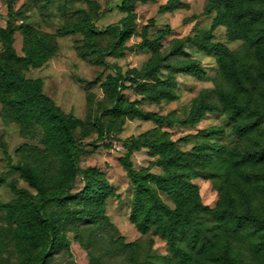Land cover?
<instances>
[{"label": "trees", "instance_id": "16d2710c", "mask_svg": "<svg viewBox=\"0 0 264 264\" xmlns=\"http://www.w3.org/2000/svg\"><path fill=\"white\" fill-rule=\"evenodd\" d=\"M40 1L49 4L52 0ZM155 1L119 0V10L125 15L116 26L108 25L105 29L95 25L99 13H96L94 2H89L91 9L82 10L78 20L65 22L55 34L23 26L21 55L13 47L15 27L11 22V6H8L7 23L0 27L3 50L0 55V104L13 114L24 133L38 124L42 131L41 143L57 161V170L50 175L27 165L9 164L33 190L13 188V197L0 203L11 225L10 235L20 249L19 264H47L54 251L67 246L66 233L71 229L70 224L83 220L106 223V200L115 194L98 169H81L78 165L83 144L75 138L74 130L80 121L71 114H64L44 93L42 81L26 78L23 69L40 67L56 53L55 35L80 34L85 49L93 51L96 40L112 29L114 39L109 53L121 54L125 41L136 33V4ZM187 7L182 0H165L158 5L157 13ZM204 13L213 14L209 27L191 36L173 39L166 56L160 54L159 40L169 35L171 28H160L156 36L149 39L147 33L154 25V18L141 27L137 47L148 50L150 56L140 69L131 68L124 73L114 70L107 75L110 118L106 124L97 117L95 123L102 136L112 132V120L116 117H139L156 125L194 126L206 113H227L236 135L247 139L255 135L254 145L246 151L207 141L183 151L165 131H157L150 138L124 141L123 164L132 183L129 220L140 233L152 231L164 239L176 264H242L236 256V242L245 236L253 253L264 260V215L251 209L238 211L234 197L238 192L240 197L248 198L244 191L246 185L264 193V139L258 137L264 128V106L256 103L252 94L264 96V0H205ZM217 26L226 27L229 41L245 42L249 50L247 58L239 61L225 43L214 40ZM185 46L214 57L219 74L227 82V87L217 93V103L201 96L193 101L184 119L174 120L168 115L144 111L137 101L123 102L122 90L136 85L143 90V98L151 102L173 100L176 82L170 76L160 78L161 68L171 74L184 73L202 79L205 71L194 58L187 56L173 63L167 61L169 55L182 54ZM222 133L221 127L209 126L196 135L207 139ZM103 145L109 147L110 143ZM142 147L156 157L154 165L160 172L150 167L133 168L129 155ZM203 172L221 181L220 197L214 206L202 204L199 188L191 181ZM161 195L167 196L172 206L164 202ZM124 246L130 250V264H140L133 244ZM89 264H98L97 258L91 256Z\"/></svg>", "mask_w": 264, "mask_h": 264}, {"label": "rangeland", "instance_id": "374dc122", "mask_svg": "<svg viewBox=\"0 0 264 264\" xmlns=\"http://www.w3.org/2000/svg\"><path fill=\"white\" fill-rule=\"evenodd\" d=\"M165 0L137 3L134 21L136 33L124 43L125 48L119 55H111L109 48L114 39L112 29L105 32L96 40L93 51L85 49L83 37L80 34L66 36L55 35L56 53L40 67L23 69L26 78H39L42 88L64 114H71L80 121L74 130L75 138L83 144L78 165L81 169L94 167L107 179L114 190V196L106 200V215L108 221L104 224L81 221L70 224L71 229L66 233L67 246L54 251L47 264H89L91 256L98 260V264H130V250L124 244L132 243L140 264H176L164 239L150 231L140 233L129 220L132 183L128 178L123 164L126 150L122 143L128 139L150 138L157 131H165L177 147L183 151L191 150L203 141L208 144L224 145L226 148L236 147L240 151L249 150L254 145L252 139L240 137L233 132V123L227 113H206L194 126L176 124L167 126L156 125L149 120L139 117H116L112 120L113 130L109 134L99 135L95 118L99 117L108 123L107 109L111 100L107 91V75L114 70L122 73L131 68L140 69L150 56L146 49H140L137 44L141 38V27L154 18V25L148 29L147 37L152 39L157 30L169 26L171 33L160 38L159 49L162 56H166L172 40L191 36L209 27L213 14L204 13L205 0H182L188 4L187 8L172 12L157 13V7ZM89 2L97 4L94 20L95 25L105 29L108 25L116 26L125 15L119 10V0H52L44 4L40 0H0V27H5L8 19V6L13 13L12 24L13 47L18 55L23 53V26H31L36 30L48 34H55L65 22H72L80 18L82 10L91 9ZM91 11V10H90ZM214 40L225 43L236 55L239 61L248 57V46L242 40L229 41L227 29L217 26L214 30ZM0 41V55L2 54ZM190 56L198 61L205 71L202 79L184 73L171 74L166 68L159 70V77H172L176 82L175 98L173 100L160 99L151 102L143 98V90L136 86H127L122 90L124 103L137 101V105L144 111L160 115H168L171 119H184L194 100L204 96L207 101L218 102L217 93L227 87V82L221 77L213 56L196 51L185 46L180 55H169L170 63ZM149 81V80H145ZM145 93V92H144ZM256 103L264 106V96L252 93ZM264 126V120L262 122ZM209 126H219L222 135L203 139L197 132ZM145 134V136H143ZM42 131L38 124L32 125L27 132H23L15 122L13 114L6 111L0 104V203L6 202L14 195L13 188L26 189L33 192L19 177L9 164H23L33 167L50 175L57 170L56 158L48 152L41 143ZM264 139V128L259 136ZM257 139V138H256ZM110 143L109 147L103 143ZM95 143V145L93 144ZM146 147L132 151L129 160L133 168L150 167L154 172H160L155 167L154 160ZM199 188L203 205L214 206L220 197L221 181L210 173H199L191 179ZM248 198L234 193L237 209L245 212L248 209L258 215H264V193L244 187ZM164 202L172 206L170 199L161 195ZM10 227L0 208V264H19L20 249L10 235ZM245 236L238 240L236 256L242 264H264V260L257 257L250 248L249 240Z\"/></svg>", "mask_w": 264, "mask_h": 264}]
</instances>
